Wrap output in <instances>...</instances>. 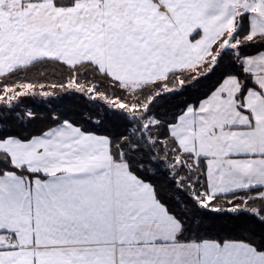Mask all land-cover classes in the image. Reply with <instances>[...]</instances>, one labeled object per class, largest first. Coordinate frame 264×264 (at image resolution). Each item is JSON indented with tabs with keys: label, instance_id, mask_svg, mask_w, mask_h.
<instances>
[{
	"label": "snow or ice",
	"instance_id": "1",
	"mask_svg": "<svg viewBox=\"0 0 264 264\" xmlns=\"http://www.w3.org/2000/svg\"><path fill=\"white\" fill-rule=\"evenodd\" d=\"M0 264H264V0H0Z\"/></svg>",
	"mask_w": 264,
	"mask_h": 264
},
{
	"label": "trees",
	"instance_id": "2",
	"mask_svg": "<svg viewBox=\"0 0 264 264\" xmlns=\"http://www.w3.org/2000/svg\"><path fill=\"white\" fill-rule=\"evenodd\" d=\"M53 79L54 77L52 76L48 77V81H51ZM75 102H76V98L69 95V96H64L62 101H52V102L43 101L39 97H36V98L28 97V98H25V100L23 101V104L27 105L28 107L34 108L36 111L40 113H44L48 110L50 105H54L56 103H62L63 106L67 109V108H71Z\"/></svg>",
	"mask_w": 264,
	"mask_h": 264
}]
</instances>
